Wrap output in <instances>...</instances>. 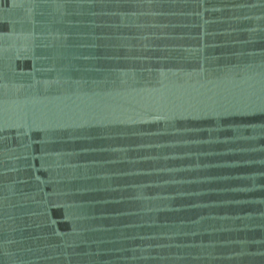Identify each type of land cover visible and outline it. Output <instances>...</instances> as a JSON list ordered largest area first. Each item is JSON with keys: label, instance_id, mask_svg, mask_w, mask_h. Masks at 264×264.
<instances>
[{"label": "water", "instance_id": "95a60500", "mask_svg": "<svg viewBox=\"0 0 264 264\" xmlns=\"http://www.w3.org/2000/svg\"><path fill=\"white\" fill-rule=\"evenodd\" d=\"M0 264H264V0H0Z\"/></svg>", "mask_w": 264, "mask_h": 264}]
</instances>
